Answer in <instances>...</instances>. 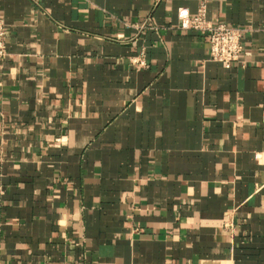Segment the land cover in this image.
<instances>
[{"label":"crops","instance_id":"0c3cea01","mask_svg":"<svg viewBox=\"0 0 264 264\" xmlns=\"http://www.w3.org/2000/svg\"><path fill=\"white\" fill-rule=\"evenodd\" d=\"M199 1L0 0V264H264V0L229 69Z\"/></svg>","mask_w":264,"mask_h":264},{"label":"built area","instance_id":"2783aa9c","mask_svg":"<svg viewBox=\"0 0 264 264\" xmlns=\"http://www.w3.org/2000/svg\"><path fill=\"white\" fill-rule=\"evenodd\" d=\"M177 20L179 29L196 31L206 36L208 59L221 64L224 69H229L242 55V29L227 24H211L206 18L205 1H199L193 16L185 9H178ZM5 36L4 23L0 19V62L7 55ZM133 64L143 67L144 61L141 58Z\"/></svg>","mask_w":264,"mask_h":264}]
</instances>
